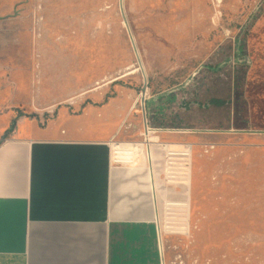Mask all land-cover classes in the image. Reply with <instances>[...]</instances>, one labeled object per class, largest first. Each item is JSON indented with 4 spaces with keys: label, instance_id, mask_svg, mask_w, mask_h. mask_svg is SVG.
I'll list each match as a JSON object with an SVG mask.
<instances>
[{
    "label": "rangeland",
    "instance_id": "374dc122",
    "mask_svg": "<svg viewBox=\"0 0 264 264\" xmlns=\"http://www.w3.org/2000/svg\"><path fill=\"white\" fill-rule=\"evenodd\" d=\"M10 1L40 126L84 118L144 140V106L185 145L163 173L185 192L159 229L163 264H264V0H122L125 22L119 0Z\"/></svg>",
    "mask_w": 264,
    "mask_h": 264
},
{
    "label": "crops",
    "instance_id": "0c3cea01",
    "mask_svg": "<svg viewBox=\"0 0 264 264\" xmlns=\"http://www.w3.org/2000/svg\"><path fill=\"white\" fill-rule=\"evenodd\" d=\"M10 3L0 0V264H163L159 229L185 198L163 173L184 145L156 131L120 141L84 118L40 126L23 111L33 38L4 30Z\"/></svg>",
    "mask_w": 264,
    "mask_h": 264
},
{
    "label": "built area",
    "instance_id": "2783aa9c",
    "mask_svg": "<svg viewBox=\"0 0 264 264\" xmlns=\"http://www.w3.org/2000/svg\"><path fill=\"white\" fill-rule=\"evenodd\" d=\"M142 109H143V119H144V123H145V131H146L147 134H150V133L154 132V130H152V129H150L148 127L144 106H143ZM184 147H185V145H184ZM209 149L212 150V149H214V147L210 146ZM179 155H180V152H178V151H174L173 150V151L169 152V157L170 158H176ZM114 156H115V161L124 160L125 154H123V152H122L121 148L119 147V145H115V147H114ZM160 244H161L160 236H158V248H159V251L162 253V249L160 247Z\"/></svg>",
    "mask_w": 264,
    "mask_h": 264
},
{
    "label": "water",
    "instance_id": "95a60500",
    "mask_svg": "<svg viewBox=\"0 0 264 264\" xmlns=\"http://www.w3.org/2000/svg\"><path fill=\"white\" fill-rule=\"evenodd\" d=\"M119 6H120L121 13H122V0H119ZM122 17H123V21L125 22L123 13H122ZM130 42H131V46H132V48H133V50L135 52V56H136V60H137V66H138L137 69L140 70L142 75L144 76V71H143V68H142V64H141L140 58H139V56H138V54L136 52V47H135L134 41L132 39H130ZM144 78H145V76H144ZM146 89H147V85H146V82H145V79H144V84H143V87H142L143 92H145Z\"/></svg>",
    "mask_w": 264,
    "mask_h": 264
},
{
    "label": "bare ground",
    "instance_id": "6f19581e",
    "mask_svg": "<svg viewBox=\"0 0 264 264\" xmlns=\"http://www.w3.org/2000/svg\"><path fill=\"white\" fill-rule=\"evenodd\" d=\"M136 72H137V70H135V71H133V72L131 71V72H128V73H126V75H130V74H132V73H136ZM189 152H190V147H189ZM127 153H128V152H127ZM184 155H186V156H187V155H189V154H187V153H186V154H184ZM128 158H129V157H128ZM188 202H189V201H188V200H186V202H185V205H187V204H188Z\"/></svg>",
    "mask_w": 264,
    "mask_h": 264
},
{
    "label": "trees",
    "instance_id": "16d2710c",
    "mask_svg": "<svg viewBox=\"0 0 264 264\" xmlns=\"http://www.w3.org/2000/svg\"><path fill=\"white\" fill-rule=\"evenodd\" d=\"M211 104H215L216 106H221V104L216 100H210Z\"/></svg>",
    "mask_w": 264,
    "mask_h": 264
}]
</instances>
